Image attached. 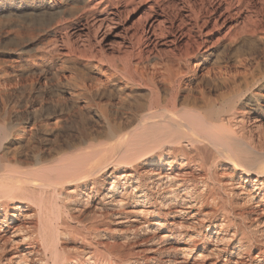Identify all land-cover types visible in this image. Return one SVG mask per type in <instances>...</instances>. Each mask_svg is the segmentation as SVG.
Returning a JSON list of instances; mask_svg holds the SVG:
<instances>
[{
    "label": "rangeland",
    "instance_id": "obj_1",
    "mask_svg": "<svg viewBox=\"0 0 264 264\" xmlns=\"http://www.w3.org/2000/svg\"><path fill=\"white\" fill-rule=\"evenodd\" d=\"M61 1L0 0V127L6 129L1 153L4 152L9 164L24 166L23 162L29 161L27 159L31 155L40 152L46 154L58 145H83V150L88 148L87 145L104 146L99 144L106 140V120L112 123L115 107L121 102L126 104H123L124 109L132 108L147 100V83L135 79L134 84L126 85L119 78H114L113 83L110 81L106 84L104 74H112L116 72L115 69L135 62L138 54L150 61L181 58L180 66L187 73L183 79L189 82L191 93L197 96L199 89L208 90L207 100L205 103L198 102V108H211L210 113H215L214 110L218 112L234 105L239 109L245 103V108L255 110L251 116L256 117L257 121L251 120L244 125L243 136L249 138L254 135L257 141L264 138V100H249L251 92L264 96L263 0H112L113 16L108 18L99 12L83 18V27L78 33L73 32L72 26L58 28L56 32L53 26L50 27L49 15L44 6ZM66 13L68 11H65L64 16H67ZM103 17H106L103 19L104 24L98 27L95 20ZM151 34L157 37L161 34L162 38H158V43L150 44L148 38ZM67 45L73 47L74 54L68 52ZM220 73L229 77V81L226 85L219 84L217 90H209L212 79L217 82ZM101 82L106 89L100 88L101 91L96 95L95 89L103 85ZM90 86H95L92 87L94 91L90 90ZM82 140H86L85 145ZM256 144L252 147L263 152L264 143ZM219 165L222 169L219 167L216 171L218 180L224 182L229 175L226 170L228 166L222 162ZM240 176L241 172H235L233 181L237 182ZM208 184L211 185L209 181ZM211 195H218L215 187L213 190L211 188ZM233 200V213H239L241 207L247 216L241 221L235 214L228 215L234 226L219 227L221 214L214 221L198 226L196 220L202 218V214L214 211L215 207L210 202L200 207L177 208L183 209L185 214H178L174 208H170L168 211L160 209L146 217L133 212L126 219H115V223L109 224L111 229L117 230L110 233L114 237L111 243L116 246L115 252L109 255L103 250L102 244L107 241L110 243V240L98 239L95 243H102L98 247L102 249L93 254L92 262L264 264V255L261 259L255 258L259 249L264 248V213L254 214L262 206L258 205L254 209L248 204L241 205L238 198ZM252 204L255 206V203ZM91 209L85 211L83 221L98 212ZM129 209L137 211L143 208L137 206ZM194 212L200 215L193 218L191 214ZM144 220L150 226L163 224L154 234L162 236L172 233V239L157 241L154 245L146 239L150 234H140L139 231L135 242L120 239V236L129 234V229L139 226ZM84 222L83 225L88 224ZM170 222H182L183 228L179 232L177 229L173 231L176 225H170ZM213 223L217 225L213 227ZM15 224L7 222L9 227ZM123 230L128 231L124 233ZM176 231L182 233V238ZM197 231H200V237L188 239ZM215 236H227V239L220 241ZM172 245L188 249V254L178 251L176 255L169 256L165 249ZM246 246L250 247V251L246 250ZM78 247L80 249L74 236L60 242L61 257H74L78 254Z\"/></svg>",
    "mask_w": 264,
    "mask_h": 264
},
{
    "label": "bare ground",
    "instance_id": "obj_2",
    "mask_svg": "<svg viewBox=\"0 0 264 264\" xmlns=\"http://www.w3.org/2000/svg\"><path fill=\"white\" fill-rule=\"evenodd\" d=\"M44 8L49 15L50 27L53 26L55 32L58 28L72 26L73 32L78 33L82 30L83 18L99 12L108 18L114 15L112 0H62L59 4L53 3ZM65 11H68L66 18ZM106 17L96 18L98 27L103 26ZM157 36L151 34L149 43H158ZM66 47L70 54H74L73 47ZM135 58L136 61L131 63L129 59L126 67L115 69L116 72L112 74H104V80L107 84L119 78L126 85L134 84L135 79L140 83L143 81L147 83V100L127 109L123 108L125 103L120 102L115 111L113 109L114 120L112 123L106 120V140L99 144L104 146L87 145L88 148L83 150V145H56L46 154L40 152L31 155L27 159L29 161L23 162L24 166H13L3 155L4 152L1 153L6 129L0 127V260L3 259L0 264H93V254L102 249L98 248L102 243L95 241L110 240V243L107 241L102 245L105 252L112 254L116 246L111 243L114 237L110 233L117 230L111 229L109 224L115 223L118 218L126 219L133 212L146 217L160 209L174 208V212L185 214L183 209L177 208L189 209L210 202L215 207L214 211L202 214L196 224L203 226L221 214L219 227L234 226L228 215L235 214L231 201L238 198L241 205L248 204L254 209L262 206L254 212L255 215L264 213V151L259 152L253 148L255 146L252 147L257 145L256 142L264 143V138L260 136L262 139L257 141L254 135L245 138L242 134L244 125L256 120L251 116L255 110L245 108V103L239 109L234 105L218 112L214 110L215 113H210L211 108L201 110L197 103H205L208 90L199 89L197 96L191 93L189 82L183 79L187 73L180 66L181 58L150 61L139 54ZM228 78L220 73L217 82L212 79L209 90L216 89L219 84L226 85ZM100 88L106 89L104 84L96 87V95ZM120 98L124 99L122 96ZM255 99L264 100V96L251 92L249 100ZM82 142L86 144V140ZM64 152L67 154L60 156ZM220 162L228 166L226 170L229 175L224 182L218 180L216 172ZM235 172H241L237 182L232 178ZM195 173H198L197 176ZM214 187L218 195L213 196L211 188L213 190ZM137 206L143 209L127 210L128 207ZM90 208L98 212L84 219L88 224L83 225V214ZM240 209L235 217L244 221L247 216L244 209ZM198 214L194 212L191 216L195 218ZM145 220L134 228L129 225L132 227L129 234L120 236V239L134 241L138 231L140 234H150L145 238L154 245L157 241L172 239V233L162 236L154 234L163 224L150 226ZM8 221L16 224L9 227ZM214 224L213 227L217 225ZM170 225H176L173 231L177 229L179 232L183 228L182 222ZM127 231L123 230L124 233ZM176 234L182 236L177 231ZM72 236L80 245L78 254L63 258L59 250L60 242L68 241ZM200 236V231H197L188 239ZM215 238L223 241L227 236ZM165 250L169 256L176 255L178 251L188 254V249L178 245L168 246ZM246 250L250 251V247L246 246ZM257 254L255 258L262 257L264 248L259 249ZM83 256L86 257L84 262Z\"/></svg>",
    "mask_w": 264,
    "mask_h": 264
}]
</instances>
